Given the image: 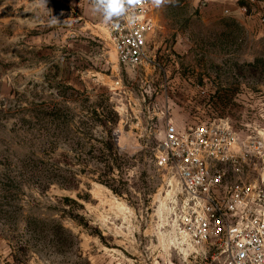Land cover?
Masks as SVG:
<instances>
[{"label":"rangeland","instance_id":"obj_1","mask_svg":"<svg viewBox=\"0 0 264 264\" xmlns=\"http://www.w3.org/2000/svg\"><path fill=\"white\" fill-rule=\"evenodd\" d=\"M151 17L130 68L87 0H0V264H218L175 233L156 157L168 124L264 139V0Z\"/></svg>","mask_w":264,"mask_h":264},{"label":"built area","instance_id":"obj_2","mask_svg":"<svg viewBox=\"0 0 264 264\" xmlns=\"http://www.w3.org/2000/svg\"><path fill=\"white\" fill-rule=\"evenodd\" d=\"M92 5V0H87ZM151 0H140L128 24L108 23L118 62L138 67L156 32ZM229 123L179 132L168 124L157 153L158 168L170 169L180 188L172 227L182 243L208 251L218 264H264V139H237ZM195 251V252H196Z\"/></svg>","mask_w":264,"mask_h":264},{"label":"clouds","instance_id":"obj_3","mask_svg":"<svg viewBox=\"0 0 264 264\" xmlns=\"http://www.w3.org/2000/svg\"><path fill=\"white\" fill-rule=\"evenodd\" d=\"M43 2V0H42ZM170 2V0H151L156 7ZM140 0H92V10L100 15L105 24L113 23L114 27H119V23H115L120 19H126L128 24L135 23V14L129 15V10L134 9Z\"/></svg>","mask_w":264,"mask_h":264},{"label":"trees","instance_id":"obj_4","mask_svg":"<svg viewBox=\"0 0 264 264\" xmlns=\"http://www.w3.org/2000/svg\"><path fill=\"white\" fill-rule=\"evenodd\" d=\"M221 23H224V20H223V22L221 21ZM232 24L237 26V23L235 21H232Z\"/></svg>","mask_w":264,"mask_h":264}]
</instances>
